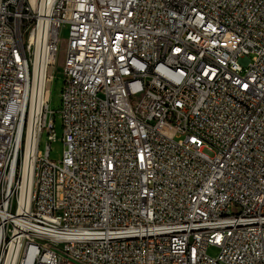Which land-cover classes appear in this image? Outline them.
Listing matches in <instances>:
<instances>
[{
    "label": "built area",
    "instance_id": "built-area-1",
    "mask_svg": "<svg viewBox=\"0 0 264 264\" xmlns=\"http://www.w3.org/2000/svg\"><path fill=\"white\" fill-rule=\"evenodd\" d=\"M0 264H264V0H0Z\"/></svg>",
    "mask_w": 264,
    "mask_h": 264
},
{
    "label": "rangeland",
    "instance_id": "rangeland-1",
    "mask_svg": "<svg viewBox=\"0 0 264 264\" xmlns=\"http://www.w3.org/2000/svg\"><path fill=\"white\" fill-rule=\"evenodd\" d=\"M33 1V0H31ZM67 32L65 28L61 29L60 32V46L59 50L56 56V63L53 70V80L50 85V99L48 102V109L50 111L54 112V117H52L53 120V126H54V132H55V140L51 141L49 144V159L54 162H59L63 155V143L61 141L62 137V124H61V118L59 114V109L61 106V100H60V91L62 89L63 85V77H62V64L65 54V40H66ZM51 118L50 115L46 117V125H49ZM48 132L46 130H43L40 138L39 143V150L44 154L46 150V145L48 142L47 139ZM232 212H237L236 207L231 208ZM207 253L209 255H216L218 253V248L216 247H209L207 250Z\"/></svg>",
    "mask_w": 264,
    "mask_h": 264
}]
</instances>
